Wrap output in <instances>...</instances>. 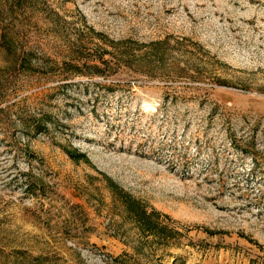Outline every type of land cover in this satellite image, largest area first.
Segmentation results:
<instances>
[{"label":"rangeland","instance_id":"obj_1","mask_svg":"<svg viewBox=\"0 0 264 264\" xmlns=\"http://www.w3.org/2000/svg\"><path fill=\"white\" fill-rule=\"evenodd\" d=\"M0 264H264V0H0Z\"/></svg>","mask_w":264,"mask_h":264},{"label":"trees","instance_id":"obj_2","mask_svg":"<svg viewBox=\"0 0 264 264\" xmlns=\"http://www.w3.org/2000/svg\"><path fill=\"white\" fill-rule=\"evenodd\" d=\"M106 62L104 59L102 60V59H100V62ZM98 67V66H97ZM96 67V68H97ZM99 70H101V69H98V70H96V72H99ZM44 123L42 122V120H40L39 119V117H35V119H34V121L32 122V124L30 125V127H28V128H30V129H32V130H35V131H37V132H40V131H42L43 129H44ZM171 147H173L172 145H171ZM81 157V156H80ZM82 157H84L83 155H82Z\"/></svg>","mask_w":264,"mask_h":264}]
</instances>
